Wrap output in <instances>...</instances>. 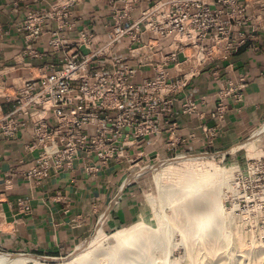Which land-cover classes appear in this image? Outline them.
I'll return each mask as SVG.
<instances>
[{"label":"built area","instance_id":"2783aa9c","mask_svg":"<svg viewBox=\"0 0 264 264\" xmlns=\"http://www.w3.org/2000/svg\"><path fill=\"white\" fill-rule=\"evenodd\" d=\"M83 1L57 0L51 11H32L20 29L29 30L32 40L51 21L63 29ZM108 1L109 37L98 45L95 33L86 29L67 41L54 31L49 44L60 53L59 63L21 79L13 94L14 110L7 114L0 110V134L8 137L19 131V115L33 116L35 139L30 148L40 154L29 176L41 179L72 168L80 157L95 164L114 159L132 163L133 157L143 160L142 153L130 156L126 150L155 135L159 117L172 115L176 103L182 113L195 112L196 100L186 93L192 77L215 61L230 59L249 42L256 46L264 27V0H154L138 18L132 15L138 0ZM125 40L129 42L126 53H115ZM147 67H152L153 76L136 82ZM245 83L223 88L221 96L235 91L240 98ZM226 112L227 105L220 100L214 115L222 121ZM175 132L172 129L165 147L178 157L180 139ZM95 167L90 164L87 169ZM19 203L30 208L22 198ZM37 256L65 258L63 254Z\"/></svg>","mask_w":264,"mask_h":264},{"label":"crops","instance_id":"0c3cea01","mask_svg":"<svg viewBox=\"0 0 264 264\" xmlns=\"http://www.w3.org/2000/svg\"><path fill=\"white\" fill-rule=\"evenodd\" d=\"M153 1L138 0L133 17L138 18ZM56 3L0 0V110L4 114L15 108L13 93L21 79L59 63L60 53L49 44L54 31L67 41L86 29L95 33L98 45L109 37L112 15L108 0H84L67 18V26L59 29V23L51 21L38 39L32 40L29 30L20 29L28 13L51 11ZM252 22L258 21L253 18ZM122 43L115 53H126L129 42ZM255 43L249 42L230 59L215 61L192 77L186 93L196 100V111L182 113L176 103L172 115L163 113L159 117L155 135L129 147L126 153H142L143 162L165 158L169 155L165 143L172 129L180 139L176 153L226 149L254 138L264 128V27ZM153 74L152 67H147L135 80L139 83ZM244 81L240 98L235 91L221 96L223 88H234ZM7 96L12 97L11 101ZM220 100L227 105L222 121L214 115ZM18 120L21 127L15 136L0 134V250L64 255L87 239L102 223L101 218L103 223L118 226L136 217L140 200L134 187H129L134 173L128 161L114 159L95 164L80 157L72 168L51 172L41 179L29 176L40 154V150L30 148L36 124L32 115H19ZM90 164L96 166L94 170L87 169ZM21 198L29 205L28 210L19 203Z\"/></svg>","mask_w":264,"mask_h":264},{"label":"rangeland","instance_id":"374dc122","mask_svg":"<svg viewBox=\"0 0 264 264\" xmlns=\"http://www.w3.org/2000/svg\"><path fill=\"white\" fill-rule=\"evenodd\" d=\"M262 131L238 146L178 153L182 158L168 151L155 162L133 157L128 162L134 173L129 174V187L140 200L136 217L118 226L100 224L77 249L64 254L63 261L32 254L38 257L35 264H67L87 250L89 260L82 264H264V134L258 140ZM137 223L143 225L137 244L126 246L124 258L115 260L108 249L116 240L108 237ZM100 230L103 236L98 237ZM91 238L102 240L89 247Z\"/></svg>","mask_w":264,"mask_h":264},{"label":"bare ground","instance_id":"6f19581e","mask_svg":"<svg viewBox=\"0 0 264 264\" xmlns=\"http://www.w3.org/2000/svg\"><path fill=\"white\" fill-rule=\"evenodd\" d=\"M180 157L182 158V156H178V158ZM205 181H208V180H205ZM195 189H192L191 191L194 192ZM210 220H211L210 218L204 220L203 228H205V226L207 225V222H209ZM142 227H143L142 223H137L133 226H130V227H127L121 230H117L115 233L111 234L108 238H114L116 240V243L112 246L113 247L112 249H108V253L110 254L112 253L115 256V260L117 261L119 258L125 256L126 249L124 248L128 245L137 244V237H139L140 233H142V230H141ZM101 236H103V232H101L100 230L98 237H101ZM101 240L102 239L96 241L93 238H91L88 240V243L86 245H88L89 247H93L94 245H97L98 242L100 243ZM89 252L90 251L87 250L84 253L78 254L77 256L72 258V260H70L67 264H82V263L87 262V260H89ZM37 261H38V257L32 254H18L17 255V254H11V253L0 250V263L1 264H30V263L35 264L37 263Z\"/></svg>","mask_w":264,"mask_h":264},{"label":"water","instance_id":"95a60500","mask_svg":"<svg viewBox=\"0 0 264 264\" xmlns=\"http://www.w3.org/2000/svg\"><path fill=\"white\" fill-rule=\"evenodd\" d=\"M180 57L182 58V55H180Z\"/></svg>","mask_w":264,"mask_h":264}]
</instances>
